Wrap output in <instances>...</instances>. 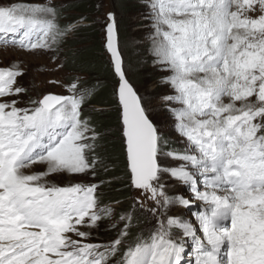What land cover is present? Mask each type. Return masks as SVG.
<instances>
[{
	"label": "snow or ice",
	"instance_id": "obj_1",
	"mask_svg": "<svg viewBox=\"0 0 264 264\" xmlns=\"http://www.w3.org/2000/svg\"><path fill=\"white\" fill-rule=\"evenodd\" d=\"M150 7L167 131L127 77L115 13L104 25L127 208L104 200L114 161L89 89L37 91L20 63L0 66V264H264V0ZM66 11L0 0V47L63 68L87 20L62 25Z\"/></svg>",
	"mask_w": 264,
	"mask_h": 264
},
{
	"label": "rangeland",
	"instance_id": "obj_2",
	"mask_svg": "<svg viewBox=\"0 0 264 264\" xmlns=\"http://www.w3.org/2000/svg\"><path fill=\"white\" fill-rule=\"evenodd\" d=\"M71 0H53L57 5L65 8ZM33 3H45L46 0H31ZM152 0H97L96 11L92 14L91 19L94 22L89 24L96 25L98 28V35L100 44L102 45L103 51L101 52L100 60L109 64L111 67L110 57L104 49V25L107 14L109 12L115 13L118 38H119V49L123 57L124 69L128 79L132 82L139 95L145 100L147 106L152 110L154 118L161 122L165 126L167 131V125L169 123L167 113L163 110L164 95L171 93V88L164 83V78L169 75L164 71H161L160 66L154 61L152 54V36L153 26L150 20ZM68 15L72 14L64 13L63 18L60 19L59 23L64 25L68 22ZM79 16H77L78 18ZM71 21H75L72 19ZM86 22H82L81 25H86ZM81 48V46L79 47ZM78 49V48H77ZM68 49L65 44L62 46L60 53L59 63H63V68H57V64L51 59L50 54H28L17 49L3 48L0 47V66H9L12 63H20L25 72V76L22 83L29 88L35 87L37 91L48 90L57 94H66V89L70 82L77 81L82 88H88L91 81L89 76L80 73H73L65 68V61ZM112 69V67H111ZM93 78V77H92ZM58 80L60 84L56 87H52L48 82L50 80ZM95 80V79H92ZM100 82V81H99ZM116 82H103L101 84L105 92L102 93V97H111L113 99V89ZM100 84L98 88L101 87ZM90 109L102 110L97 106H85V111ZM105 111H112L111 107L103 108ZM112 114V112H109ZM114 125L115 124H111ZM109 145L116 142V128H112L109 131H105ZM113 175L108 176L105 174V178L108 181L109 186L103 190V196L110 198L124 186L122 181L124 180L123 163L114 161L110 164L109 170ZM175 191V189H169ZM114 204V203H110ZM130 204L129 198L121 201V205H115V207L127 208ZM181 212L186 210L180 209ZM193 212H198L199 209L193 208ZM111 233L105 229H101L99 233H94V236L98 240L107 241L106 236Z\"/></svg>",
	"mask_w": 264,
	"mask_h": 264
},
{
	"label": "trees",
	"instance_id": "obj_3",
	"mask_svg": "<svg viewBox=\"0 0 264 264\" xmlns=\"http://www.w3.org/2000/svg\"><path fill=\"white\" fill-rule=\"evenodd\" d=\"M96 2L97 0H71L70 3H68V5L65 7V9H68V11L65 13L72 14L71 16L68 15V22L72 19H77V16L87 17V20L84 21L87 24L79 26L78 31H76L72 36L68 37L67 42L65 43V47L68 49L65 68L70 72L89 76L91 83L87 88L89 89V96L86 105L97 106L102 108V110L96 111L94 109H90L86 113H90L98 120L99 125L105 133V131L107 132L112 128H116L117 122L113 108V99H111L110 96L102 97L103 95L101 92L105 91L103 90L101 84H103V82L105 83L109 81L110 83L116 82V77L114 76L109 64L101 62L99 56L101 55L103 48L100 44L98 28L96 25L89 24L90 22H94V19H91V16L96 11ZM80 46L81 48H79ZM99 84L101 87L98 88ZM106 107H111L113 110H103V108ZM109 112H112V114ZM111 124H115V126ZM106 148L113 161L122 162L119 156L118 137H116L114 146L113 144L109 145L108 140L106 139ZM110 196V198L104 197L106 203H114L115 199L124 201L128 199L127 189L123 187L121 191ZM111 235L112 233H109L106 236V239H110Z\"/></svg>",
	"mask_w": 264,
	"mask_h": 264
},
{
	"label": "water",
	"instance_id": "obj_4",
	"mask_svg": "<svg viewBox=\"0 0 264 264\" xmlns=\"http://www.w3.org/2000/svg\"><path fill=\"white\" fill-rule=\"evenodd\" d=\"M104 49H105V47H104ZM106 50V49H105ZM107 52V51H106ZM108 53V52H107ZM108 55H109V57H110V54L108 53ZM110 62H111V58H110Z\"/></svg>",
	"mask_w": 264,
	"mask_h": 264
}]
</instances>
